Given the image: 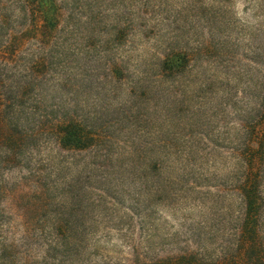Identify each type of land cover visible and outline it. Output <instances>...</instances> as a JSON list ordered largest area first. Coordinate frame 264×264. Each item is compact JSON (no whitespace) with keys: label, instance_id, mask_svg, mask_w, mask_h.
Here are the masks:
<instances>
[{"label":"rangeland","instance_id":"1","mask_svg":"<svg viewBox=\"0 0 264 264\" xmlns=\"http://www.w3.org/2000/svg\"><path fill=\"white\" fill-rule=\"evenodd\" d=\"M57 3L61 6L62 21L54 41L60 47L59 53L53 54L51 65L49 93L55 96L48 101L53 106L61 102L82 105L86 121L99 125L102 137L104 131L110 135L112 145L108 152L92 147L74 154L51 140L41 149L45 157L39 179H27V168L4 171L2 177L8 185L21 191L27 188L37 191L40 183L46 184L50 213L35 217L31 229L29 218L25 220L13 211L14 202L5 199L2 206L6 207L7 222L0 227V242L12 248L9 256H16L17 263L55 264L51 254L61 240V234L55 231V207L60 203L72 206L74 202L73 216L84 220L77 227L88 234V240L79 247L80 264H128L132 251L126 240L140 234L141 248L165 256V249L184 244L186 235L182 230L189 221L208 214L209 200L219 179H212L210 188L202 186L203 191H210L199 193L206 197L204 208H182L171 197L165 198L168 172L165 162L158 177L149 163L153 158H165L166 140L171 139L179 149L183 146L185 141L174 139L177 135L172 131L174 137L170 136L169 126L175 129L176 122L186 119L196 122L193 132L207 136L201 142L205 151L217 148L220 167L215 170L217 176L226 174L229 138L234 135L232 124L240 118L227 101L235 83L231 80L228 84L227 75L239 68L255 71L250 59L259 52L255 45L260 42L259 23L264 19V10L259 0H57ZM42 45L36 46L38 56L49 49L47 44ZM170 49L188 52L194 58L189 81L172 86L171 102L165 101L169 98L165 93L169 77H161V63ZM120 64L122 67L115 76L111 67ZM204 83H212L210 92L199 88ZM244 84L242 77L239 91ZM96 87H102L104 96L88 98L86 91ZM179 90L185 102L181 101ZM202 96L208 98L206 102H202ZM96 153H108L112 158L103 164L100 158H95ZM62 157L63 161L76 163L70 166L63 162L67 167H60L58 161ZM94 163L109 165L114 171L109 186L102 183V176L86 177L83 164ZM213 170L210 166L208 172ZM139 176V180H132ZM159 179L164 183L156 191ZM74 181L77 196L84 195L82 203L77 201L78 197L75 201L69 198L72 192L67 186ZM91 200L93 206L87 205ZM146 212H150L149 219L142 222ZM185 215L188 219L182 225ZM127 219H132L130 227Z\"/></svg>","mask_w":264,"mask_h":264},{"label":"trees","instance_id":"2","mask_svg":"<svg viewBox=\"0 0 264 264\" xmlns=\"http://www.w3.org/2000/svg\"><path fill=\"white\" fill-rule=\"evenodd\" d=\"M259 6L264 10V0H259ZM60 8L57 0H0V227L7 222L6 207L2 206L5 199L14 202L13 211L21 214L25 220L29 218L27 222H30L31 229L35 217L50 213L46 184L40 183L37 191L30 188L21 191L8 185L2 177L4 171L27 168V179H39L45 157L41 149L51 140L61 149L74 154L87 152L92 147L108 152L112 145L110 135L104 131L102 137L100 126L86 121L82 105L76 102L65 105V102H61L59 106H53L54 103L48 101L55 96L49 93V87L53 54L59 53L60 47L55 46L54 41L62 21ZM259 26L262 27L260 42L255 45L259 52L250 59L255 71L250 73L239 68L232 75L226 74L228 84L235 80L231 87L233 93L229 92L227 101H230L232 111L240 117L232 124L234 135L229 138L226 174L217 176L215 173L220 169L215 154L217 148L204 150L201 142L207 136L193 132L196 123L193 120L182 119L181 123L176 122L175 129L169 126L170 136L176 134L177 138L174 139L185 143L179 149L171 139L166 140L165 158H153L149 163V168L158 177L160 167H164L165 162V171H168L165 176V198L171 197L182 208H204L206 197L202 198L199 193L209 194L210 191H203L202 186L210 188L212 179L218 178L214 196L209 200L208 214L200 220L189 221V225H185L188 219V215H185L182 223L185 225L182 232L186 235L184 244L175 249H165V256H157L141 248L142 243L138 239L141 234L135 239H127L126 244L132 251L130 258H127L128 264H264V19ZM28 44L32 45L31 48L27 47ZM42 44H47L49 49L46 48V52L38 56L36 46L42 47ZM190 55L174 49L165 55L161 63V77H169V85L165 84V93L169 98H165V101H170L173 85L189 81L190 67L194 66L191 64L194 58ZM121 67L122 64L113 65L111 72L116 76ZM242 77H245V84L239 91ZM206 84L199 88L210 92L212 83ZM64 87L65 84L62 89ZM179 92L181 101L185 102L182 90ZM175 94L179 95L178 91ZM86 96L102 97L104 92L102 87H96L86 91ZM202 99V102H206L208 98L202 96ZM179 125L181 128L178 129ZM190 128L193 133L189 132ZM96 154L98 157L95 158H100L103 164L112 158L108 153ZM63 158L58 161L60 167H67L63 162L70 166L76 163L75 160L63 161ZM103 164H83V168L87 169V178L102 176V183L109 186L114 171ZM210 166L214 168L213 173L208 172ZM122 173L126 174L125 171ZM138 178L140 176L132 180ZM74 183L69 182L67 186L72 192L69 194L71 201L78 197ZM163 183L159 179L156 191ZM83 198L84 195L78 197L77 201L82 203ZM93 204L94 200H91L87 205ZM75 210L74 202L72 206L60 203L55 207V231L61 234L59 246L53 248L51 254L55 264H80L79 247L88 240V234L77 227L83 225L84 220L83 217L73 216ZM149 214L145 213L142 222L149 219ZM129 220L132 219H127V227L132 225ZM145 235L149 236L148 230ZM4 243L0 242V263L22 264L16 262V256H9L12 248Z\"/></svg>","mask_w":264,"mask_h":264}]
</instances>
